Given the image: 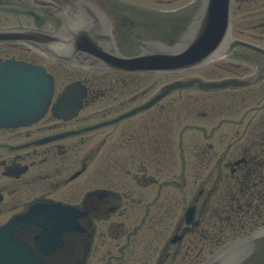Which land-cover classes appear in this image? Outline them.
<instances>
[{
  "label": "flooded vegetation",
  "instance_id": "1",
  "mask_svg": "<svg viewBox=\"0 0 264 264\" xmlns=\"http://www.w3.org/2000/svg\"><path fill=\"white\" fill-rule=\"evenodd\" d=\"M81 1L108 10L124 54L139 52L135 38L151 32L149 0H0V30L53 36L64 22L61 15L83 14ZM199 4L190 0L171 18L153 15L160 17V39L174 40ZM40 46L0 42V61L42 67L54 80L52 106L70 84L79 83L86 94L75 113L56 116L51 106L30 126L0 128V225L44 204L71 210L74 226L46 247L37 240L42 229L36 225L13 239L47 264H202L264 226V0L232 1L229 50L207 70L210 80L222 69L230 73L226 78L255 74L258 82L174 92L92 130L150 100L156 92L149 73L75 68ZM254 68L251 75L237 74ZM188 96L191 107H183ZM173 102L182 107H171ZM205 119L209 128L198 124ZM187 128L195 130L190 140Z\"/></svg>",
  "mask_w": 264,
  "mask_h": 264
},
{
  "label": "water",
  "instance_id": "2",
  "mask_svg": "<svg viewBox=\"0 0 264 264\" xmlns=\"http://www.w3.org/2000/svg\"><path fill=\"white\" fill-rule=\"evenodd\" d=\"M78 4L83 14L61 15L64 22L54 36L6 31L0 32V40H33L46 45L56 58L81 67H120L166 73L203 67L212 58L220 57L228 44L231 0H203L200 9L174 45L161 41H140L141 52L132 57L121 53L114 34L113 18L105 7L99 2L90 5V2L81 1ZM218 41L221 46L217 45ZM194 83H198L202 89L211 90L244 85L247 82L229 80L204 83L199 79L177 82L165 87L163 93L146 107L163 94ZM75 90V85L70 86L55 110L69 106ZM52 93V78L43 69L35 70V67L13 60L0 64V127H18L35 122L47 110ZM56 219H52L55 220L53 223L58 222ZM16 220V224L13 222V225L0 230V237L9 239L14 231L30 224L46 228L48 232L45 239L54 234L51 217L43 219L36 216L35 208ZM41 263L45 264L43 261ZM207 264H264V229L246 240L228 246Z\"/></svg>",
  "mask_w": 264,
  "mask_h": 264
},
{
  "label": "rangeland",
  "instance_id": "3",
  "mask_svg": "<svg viewBox=\"0 0 264 264\" xmlns=\"http://www.w3.org/2000/svg\"><path fill=\"white\" fill-rule=\"evenodd\" d=\"M141 2H144V0H140ZM156 1H159V0H149V4H150V7H151V9L153 10V9H156V10H154V11H156V12H158V11H161V12H164V14H166L167 15V18H171L170 17V15H168V14H170L171 12L173 13V12H175V13H177V12H180L181 11V7H183L184 5H186V4H188L189 2H190V0H178V1H172L171 3H169L168 1L169 0H163V1H165V3H160V4H158ZM162 1V0H161ZM177 11V12H176ZM155 13V12H154ZM153 12H151V17H152V15L154 14ZM160 20V19H159ZM152 21H155L156 22V20H155V18L154 17H152ZM209 68V67H208ZM208 69H206V70H204V71H196V72H191V73H188L187 75L189 76H201V75H205L204 73L207 71ZM252 71H255V69H251ZM251 70L249 71L250 73H251ZM223 73V71L222 70H217L216 71V75L218 76V74L219 73ZM247 74H248V72H247ZM205 76H207V74L205 75ZM176 77L174 76V77H167L166 79H165V81H169V80H173V79H175ZM160 79V81L161 82H158V80ZM153 81L157 84V87H156V91H157V89L159 88V85H161L163 82H162V78H160V77H158V76H155V79H153ZM198 124H200V126H202V127H207V128H209L210 127V124H209V121H208V119H205V120H199V122H198ZM188 129V128H187ZM186 129V130H187ZM188 131V132H187ZM187 131H185L184 132V137L186 138V139H188V140H190V138H191V136H193L192 135V133L194 134L195 133V130L194 129H188ZM198 135L199 136H202V133H198Z\"/></svg>",
  "mask_w": 264,
  "mask_h": 264
}]
</instances>
